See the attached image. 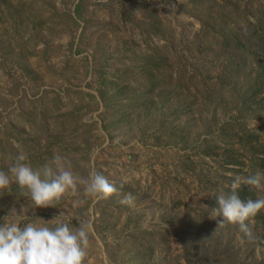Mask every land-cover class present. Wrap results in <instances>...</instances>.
Here are the masks:
<instances>
[{"label": "rangeland", "instance_id": "374dc122", "mask_svg": "<svg viewBox=\"0 0 264 264\" xmlns=\"http://www.w3.org/2000/svg\"><path fill=\"white\" fill-rule=\"evenodd\" d=\"M262 4L0 0V171L21 154L34 170L59 154L78 177L56 208H35L13 183L0 191V222L52 227L63 213L55 220L87 226L85 264H264L253 221L249 238L213 210L235 176L252 175L224 165L236 154L248 164L235 138L241 124L264 126L262 113L238 105L257 59L236 60L250 67L234 78L224 70L232 47L214 36L229 24L250 32ZM155 64L178 91L160 89L161 72L146 70ZM94 172L115 185L109 198L85 192Z\"/></svg>", "mask_w": 264, "mask_h": 264}, {"label": "clouds", "instance_id": "9594fccd", "mask_svg": "<svg viewBox=\"0 0 264 264\" xmlns=\"http://www.w3.org/2000/svg\"><path fill=\"white\" fill-rule=\"evenodd\" d=\"M25 159L24 155H18L13 166L0 171V191L8 190L15 183L26 191L35 208H56L66 192L76 188L78 177L65 156L55 155L39 170L25 163ZM83 183L86 193L101 199L109 198L117 190L101 172H94ZM243 185L264 190V172L235 176L231 190L215 196L218 207L213 210L217 217H222L219 225L225 222L238 225L245 236L252 238L251 219L264 210V197L242 199L239 192ZM132 200L129 194L124 202ZM56 217L48 221H55L52 227L47 223L38 224L34 218L33 222L18 223L4 217L0 222V264H85L89 243L87 226L79 223V227H74L56 221Z\"/></svg>", "mask_w": 264, "mask_h": 264}, {"label": "trees", "instance_id": "16d2710c", "mask_svg": "<svg viewBox=\"0 0 264 264\" xmlns=\"http://www.w3.org/2000/svg\"><path fill=\"white\" fill-rule=\"evenodd\" d=\"M79 8L80 7H77L75 10L76 19H81ZM252 17L255 18H253L252 22L249 24L248 28L251 27L250 32L244 30L246 26L238 27L236 24H229L227 28H224L223 33L214 37L221 42L220 45L222 44V48L232 47L231 50L228 51L229 54L225 59L224 70L226 71L229 67L230 72L228 73H231L234 78H240L241 72L246 71L248 67H250L245 63L246 61H243L244 63H236V60L241 62L240 60L245 58L247 54L251 57L253 56L254 59H257L258 71L254 77V81L250 84L248 90L245 91V94L239 100L238 105L241 107V110L249 109L252 112L262 113L264 115V4L257 7ZM241 20L248 22L249 18L243 16ZM230 43H232L231 46ZM146 70L150 71V75L153 71L161 72L159 74V84L160 86L162 85L160 87L162 91L165 90L171 93L180 89L178 84L172 83L173 80L171 74L166 73V69H164L161 64H155L154 67L147 66ZM245 74L246 73H244V75ZM228 81L233 82L230 78ZM170 83L174 85V88H172L174 91H169ZM222 88L223 86L217 91L216 95L222 93ZM256 100H258V102H256ZM235 123L237 122L234 120L224 123L223 131L225 129L230 130V127ZM241 125L240 130H238L239 133L237 132V134H235V138L236 142L243 148L246 154L249 155L248 164H245V161H242V158L238 156L235 151L234 153L236 156H230L224 164L225 167H227L226 171H228L230 167H233L234 169H240L237 171L247 169L252 175L256 172H264V126L256 132H249L246 126L243 124ZM230 148L231 147H227L225 150H230ZM234 169L231 170L233 173H242L237 172ZM230 190L231 185L228 188H224L223 193H228ZM239 195L242 199H258L255 191L250 189L247 185L241 187ZM251 221H253L254 227L259 230V233L261 234L260 240L264 241L263 210H261L257 216L252 218Z\"/></svg>", "mask_w": 264, "mask_h": 264}]
</instances>
